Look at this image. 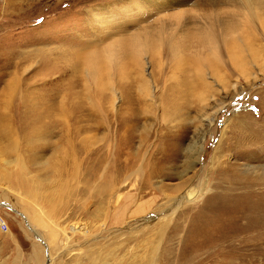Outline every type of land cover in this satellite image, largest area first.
<instances>
[{
	"label": "rangeland",
	"instance_id": "rangeland-1",
	"mask_svg": "<svg viewBox=\"0 0 264 264\" xmlns=\"http://www.w3.org/2000/svg\"><path fill=\"white\" fill-rule=\"evenodd\" d=\"M141 1L0 0V264H264V26L121 56Z\"/></svg>",
	"mask_w": 264,
	"mask_h": 264
},
{
	"label": "bare ground",
	"instance_id": "bare-ground-1",
	"mask_svg": "<svg viewBox=\"0 0 264 264\" xmlns=\"http://www.w3.org/2000/svg\"><path fill=\"white\" fill-rule=\"evenodd\" d=\"M150 2L158 3L159 8H163V6L168 8L173 5L182 7L170 13L168 20L160 19L156 23L142 26L140 30L133 33L129 40L120 44L119 53L121 56L139 58L142 51H145V47L148 48L149 44H154L157 48L163 46V50L165 47L168 52V54L164 53L168 55L167 59L174 61L181 57V53L189 49L193 43L192 38L196 35V47L210 52L213 50L218 52L220 60L226 50L233 62L237 59L240 61L241 58L235 56L233 49H241V43L246 42L252 34L251 31L264 26V0H150ZM188 4L192 6V9L188 8ZM129 9L124 6L123 10ZM187 29L192 31L186 34ZM179 33L182 34L181 37H178ZM212 34H214L213 38L216 39V42L211 40ZM112 50L115 52L114 48ZM195 60L196 63L201 62L200 64H202L200 58ZM93 62L98 63L95 58H93ZM214 68V72L219 73L217 62H214ZM186 71L187 69H184L182 72ZM180 79L182 80L181 84L187 83L186 78ZM174 93L175 96L181 95V92ZM182 96H186V94ZM197 196L196 189L186 190V197L189 200H193ZM88 254L90 264H95V262L102 264L100 249L98 252L89 249Z\"/></svg>",
	"mask_w": 264,
	"mask_h": 264
},
{
	"label": "built area",
	"instance_id": "built-area-1",
	"mask_svg": "<svg viewBox=\"0 0 264 264\" xmlns=\"http://www.w3.org/2000/svg\"><path fill=\"white\" fill-rule=\"evenodd\" d=\"M0 227H3L4 232L9 230V224L3 215L0 214Z\"/></svg>",
	"mask_w": 264,
	"mask_h": 264
}]
</instances>
